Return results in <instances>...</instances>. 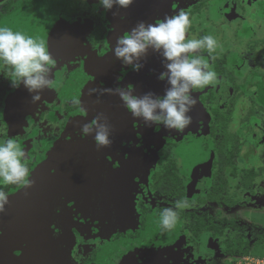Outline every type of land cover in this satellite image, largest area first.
Here are the masks:
<instances>
[{
  "label": "flooded vegetation",
  "instance_id": "af4514ba",
  "mask_svg": "<svg viewBox=\"0 0 264 264\" xmlns=\"http://www.w3.org/2000/svg\"><path fill=\"white\" fill-rule=\"evenodd\" d=\"M97 3L0 0V26L44 40L56 61L54 86L39 104L11 86L0 62V143H19L32 183L5 187L0 264H227L248 247L232 252L228 238L239 234L249 244L246 230L224 208L201 211L239 204L264 177V0H133L109 12ZM181 10L190 35L216 39L211 55L202 52L216 78L192 93V123L169 131L134 119L109 91L162 97L169 87L159 79L167 71L162 50L149 48L137 73L113 49L139 21ZM97 113L113 126L110 148L98 150L94 133L79 132ZM47 180L63 187L59 196ZM181 199L189 207L174 209L177 222L163 229L159 213Z\"/></svg>",
  "mask_w": 264,
  "mask_h": 264
},
{
  "label": "clouds",
  "instance_id": "9594fccd",
  "mask_svg": "<svg viewBox=\"0 0 264 264\" xmlns=\"http://www.w3.org/2000/svg\"><path fill=\"white\" fill-rule=\"evenodd\" d=\"M81 3L87 5L88 0H81ZM132 3L133 0H98L96 5L97 10L102 7L104 12H109L114 8L128 9ZM190 24L189 14L181 10L157 23L139 21L131 31L116 40L114 56L133 72L141 71L143 65L136 61L146 56L149 48L157 52L162 50V56L167 61V71L159 77L162 81L167 80L169 85L162 97L154 99L153 93L140 97L134 95L132 90L122 87L109 90L118 95L132 117L143 121L145 126H162L169 131L185 129L192 123L189 113L197 103L192 93L216 78V73L210 70L202 52L206 50L211 55L217 41L211 35H190ZM0 62L9 69L5 76L11 86L16 89L23 86L35 104L42 100L41 93L54 86L52 69L56 61L44 40L0 26ZM75 103L80 105L81 101L77 100ZM113 131V126L104 113H97L90 123L79 125V132L83 137L94 133L98 150L111 147ZM28 165L26 154L15 139L9 138L0 143V215L6 213L10 202L9 194L5 191L6 186L32 187L27 179ZM174 207L182 211L189 204L187 200L181 199L175 201ZM179 212L173 207L164 208L159 213L161 227L171 230L178 220ZM0 235L3 233L0 232Z\"/></svg>",
  "mask_w": 264,
  "mask_h": 264
},
{
  "label": "rangeland",
  "instance_id": "374dc122",
  "mask_svg": "<svg viewBox=\"0 0 264 264\" xmlns=\"http://www.w3.org/2000/svg\"><path fill=\"white\" fill-rule=\"evenodd\" d=\"M178 140L179 143L183 142V139L180 137ZM179 147H181L179 152H184L185 147ZM246 154L248 153L245 151V155ZM179 157L182 159L181 155H179ZM46 182L48 186L53 184V180H47ZM110 182L112 186L118 187L116 178L111 177ZM257 182L258 183L255 185L249 187L247 190L248 194L245 193L243 195L245 197L241 199L239 204L233 207L212 204L208 205L206 208L204 207L205 209L201 211V213H206L208 215H217L220 211L219 208H224V215L226 217L236 219L233 220L231 224L241 225L246 230L249 242L248 247L243 251L244 254L235 255L233 258L227 257V264L235 260H238L239 264H264V177L263 179H258ZM62 190L63 187L56 188L51 196H59ZM170 203L172 202H168V204ZM129 205L132 206V203Z\"/></svg>",
  "mask_w": 264,
  "mask_h": 264
},
{
  "label": "trees",
  "instance_id": "16d2710c",
  "mask_svg": "<svg viewBox=\"0 0 264 264\" xmlns=\"http://www.w3.org/2000/svg\"><path fill=\"white\" fill-rule=\"evenodd\" d=\"M247 184L246 182L244 183ZM201 223V222H200ZM248 243L244 241V237L236 235L233 238H228V250L230 251H243L247 247Z\"/></svg>",
  "mask_w": 264,
  "mask_h": 264
},
{
  "label": "water",
  "instance_id": "95a60500",
  "mask_svg": "<svg viewBox=\"0 0 264 264\" xmlns=\"http://www.w3.org/2000/svg\"><path fill=\"white\" fill-rule=\"evenodd\" d=\"M57 164V163H56ZM55 163H54V166L56 165ZM56 183V182H55ZM54 182H53V184H51L52 185V189H53V192H54V190L56 189V188H59V184H55ZM50 185V186H51ZM47 187H49L48 185H47ZM48 189V188H47Z\"/></svg>",
  "mask_w": 264,
  "mask_h": 264
}]
</instances>
